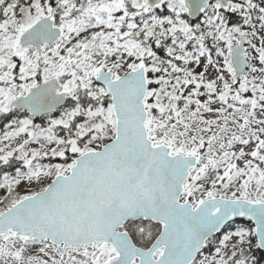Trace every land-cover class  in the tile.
Here are the masks:
<instances>
[{"label": "rangeland", "instance_id": "obj_1", "mask_svg": "<svg viewBox=\"0 0 264 264\" xmlns=\"http://www.w3.org/2000/svg\"><path fill=\"white\" fill-rule=\"evenodd\" d=\"M251 1L228 0L227 13L243 21L240 27L226 24L217 0L191 26L182 0L159 5L169 17L149 15L146 0H42V5L30 0L32 6L22 17L18 0H0V113L8 112L14 98L53 77L72 103L38 123L14 110L0 134V163L15 158L20 166L0 182V215L44 190L56 174H68L75 158L63 163L43 159L61 157L65 149L76 157L114 137L111 103L92 110L76 102L79 92L101 101L105 89L94 80L99 69L115 78L141 62L151 73L147 83L154 85L144 100L150 139L169 145L174 153L200 157L180 200L194 207L214 196L264 203V7ZM55 6V24L63 36L44 46L40 56L20 47V30ZM240 35L246 42L247 70L237 78L230 48ZM153 42H167L162 57L150 47ZM75 119L80 120L70 128ZM59 127L66 136L57 134ZM249 233L225 230L211 252H201L191 264H230ZM50 252L44 243H24L12 235L0 238V264H26ZM115 257L110 245L99 243L72 251L63 264H109Z\"/></svg>", "mask_w": 264, "mask_h": 264}, {"label": "water", "instance_id": "obj_2", "mask_svg": "<svg viewBox=\"0 0 264 264\" xmlns=\"http://www.w3.org/2000/svg\"><path fill=\"white\" fill-rule=\"evenodd\" d=\"M212 0H182L190 21L199 19ZM156 7L163 0H146ZM228 9V0H217ZM58 6L39 21L24 27L18 45L41 55L44 46L63 36L55 24ZM246 42L242 35L230 48V63L239 78L247 70ZM95 83L109 95L115 117L114 137L100 149L76 156L68 174H56L47 187L27 196L0 215V235L13 233L29 240L50 241L60 252L68 246L104 243L116 257L109 264H191L206 241L236 220H249L258 247L264 250V203L210 197L197 206L181 201L190 170L200 157L174 153L164 143L155 144L146 126L148 90L144 63L119 77L99 69ZM67 100L60 81L53 77L14 98L8 112L25 110L32 117L54 113ZM150 221L159 233L147 248L136 246L124 225ZM62 245V246H61ZM160 252L156 258L155 254ZM26 264H57L28 262Z\"/></svg>", "mask_w": 264, "mask_h": 264}, {"label": "trees", "instance_id": "obj_3", "mask_svg": "<svg viewBox=\"0 0 264 264\" xmlns=\"http://www.w3.org/2000/svg\"><path fill=\"white\" fill-rule=\"evenodd\" d=\"M29 1L30 0H18V5L20 7L19 11L22 17H24L23 11L30 9V7L32 6V4ZM38 1L40 4L42 3V0H38ZM47 1L53 3L54 0H47ZM251 2L255 6H257V8L264 7V0H252ZM163 6L164 5H161V7L149 8V15L169 17L170 16L169 12L166 11L167 9ZM162 9H164L165 11L160 12ZM221 10L225 12L224 20L226 24H233V25H237L240 27L243 25V21H241V19L238 18L236 15H230V13H227L229 11H226L223 9ZM183 16L188 21V23L190 22V26L198 21V19L197 21H194V22L190 21L188 19L187 14H183ZM229 16H231L230 19H229ZM25 25H28V23ZM149 44H150V47L153 49V51H155L161 57H162V54H165V52H163V50L165 49V46L166 47L168 46L167 42H165V45L163 46L156 45L154 42L149 43ZM150 74L151 73L147 71V76H150ZM148 87L153 88L154 85L151 82H148ZM100 89H103V88L100 87ZM79 95H80L79 96L80 99L76 102L80 105L85 104L87 105V108L89 107L92 110L97 108L99 105L104 106L107 103H110V98L106 90H104L103 100L101 101H98V100L93 101L92 99L86 97V95L81 92H79ZM63 106L67 108H71L72 107L71 100L67 98ZM15 111L19 113L28 114L25 110L15 109ZM13 112L14 110L12 112H1L0 113V134L4 131L5 127L11 122L13 118V115H12ZM38 118H41V117H34L33 123H38L39 122ZM79 120L80 119L73 120L71 122V125H69V127L74 129L76 126V123ZM58 130L59 131L57 132V134L59 136H66L64 130L61 127H59ZM74 156H75L74 153H70L65 149L61 157H59L58 155L57 156L55 155V156L45 158L43 160L44 162H47V163H63V162L72 161L73 158H75ZM19 166H20L19 161L15 158H11L7 163H0V182L3 177L11 176L13 172H15L16 169H18ZM188 181L189 180H187V183ZM235 228H240V229L243 228V229L250 231V233L248 235V238L245 241H243L240 244V246L237 248L236 252L232 256L229 263L230 264H264V250H261L258 247L257 240L254 236V227H253L252 222L249 220L233 221L232 223H230L224 228L223 232L225 230H232ZM123 229L129 233L133 243L136 246H139L142 248H147L152 243V241L157 236L160 230L158 224L152 223L150 221H129L128 223L124 225ZM219 234L220 233L213 235L206 241L205 246L202 250L203 253L211 252V250L215 247V242L217 241Z\"/></svg>", "mask_w": 264, "mask_h": 264}, {"label": "flooded vegetation", "instance_id": "obj_4", "mask_svg": "<svg viewBox=\"0 0 264 264\" xmlns=\"http://www.w3.org/2000/svg\"><path fill=\"white\" fill-rule=\"evenodd\" d=\"M213 2V0L211 1ZM148 6V5H147ZM156 7H159V6H156ZM151 8V7H149ZM155 8V7H153ZM13 236L14 238H18L20 239L22 242L24 243H44V244H47L50 248H51V252H50V255H46L45 257L41 258V259H36L34 261H31V262H53V261H57V264H63V262L65 261L66 257L72 252V251H75V250H80L82 248H85V247H90V246H93V245H96V244H99L98 242L96 243H89V244H85V245H81V246H78V247H72V246H68L67 248L64 249L63 252H60L58 247L54 244H52L50 241L46 240V241H41V240H29V239H26L25 237H22V236H15L13 233H9L8 235L4 236V235H0V238H6V237H9V236ZM104 244V243H103ZM108 245V244H107ZM62 246V245H61Z\"/></svg>", "mask_w": 264, "mask_h": 264}]
</instances>
